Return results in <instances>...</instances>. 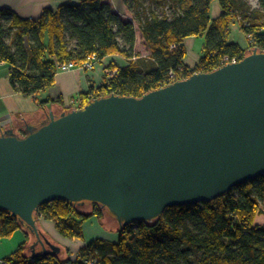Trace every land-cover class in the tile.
Returning a JSON list of instances; mask_svg holds the SVG:
<instances>
[{
	"label": "water",
	"instance_id": "1",
	"mask_svg": "<svg viewBox=\"0 0 264 264\" xmlns=\"http://www.w3.org/2000/svg\"><path fill=\"white\" fill-rule=\"evenodd\" d=\"M23 130V134H20ZM264 175V52L193 74L140 98L110 95L54 105L0 127V210L30 234L26 253L61 256L36 214L61 200L102 223L152 221L209 203Z\"/></svg>",
	"mask_w": 264,
	"mask_h": 264
},
{
	"label": "trees",
	"instance_id": "2",
	"mask_svg": "<svg viewBox=\"0 0 264 264\" xmlns=\"http://www.w3.org/2000/svg\"><path fill=\"white\" fill-rule=\"evenodd\" d=\"M106 1L60 4L55 10L44 9L36 20L0 9V64L10 67L8 80L13 91L36 100L54 85L58 64L81 65L89 55H95L99 63L114 55L126 60L125 66L107 64L117 70L116 76L79 94L78 108H83L112 94L140 98L194 73L212 72L226 59L238 62L254 49L264 52V0H257V7L246 0H216L221 9L216 19L210 18L215 0H159L161 7L174 4L171 15L142 4L154 0H123L132 21L122 20ZM235 19L240 22L246 47L230 42L229 26ZM135 23L147 51L144 56L134 52ZM187 37L204 41L193 68L184 64L182 43ZM60 102L58 98L37 104L43 108ZM262 204L264 175L212 202L169 207L155 220L123 226L115 243L96 239L79 250L75 259L58 255L30 259L26 253L30 234L18 218L1 210L0 239L24 230L26 242L4 259L10 264H85L89 255L97 264H264V226L255 225V218L264 213ZM79 208L56 200L40 206L36 217L53 221L64 237L81 239L82 223L102 217L104 211L97 204L89 213Z\"/></svg>",
	"mask_w": 264,
	"mask_h": 264
},
{
	"label": "crops",
	"instance_id": "3",
	"mask_svg": "<svg viewBox=\"0 0 264 264\" xmlns=\"http://www.w3.org/2000/svg\"><path fill=\"white\" fill-rule=\"evenodd\" d=\"M80 1L82 0H0V9L15 13L21 19L36 20L46 8L55 10L60 4H78ZM106 3H108L111 10L119 15L122 20L132 21V15L127 10L123 0H108ZM220 14L221 9L218 2L215 0L210 5V18L216 19ZM135 38L134 52L139 51L137 48L139 45L142 46L141 48H143L145 52L146 50L143 46L141 34L136 26ZM197 39L201 40L200 54L194 51L195 45H193V41ZM203 43L204 41L201 37H187L184 39L182 43L186 53L184 64L187 67L193 68L198 63ZM110 62L115 63L117 66L127 65L126 60L118 55H114L104 58L92 72H84L79 68L57 72L54 85L45 92L38 94L36 100L25 98L14 92L8 80L10 67L6 64H0V127L12 123L13 117L39 115L41 113V107H39L37 103L46 100L61 98L60 103H49L50 105L56 106L61 111H65V109L70 107L71 110L77 109V107L74 106L79 100V94L87 92L90 87L96 89L102 84V68ZM103 217L104 215L100 218L92 217L82 223L81 239H69L62 236L58 233L55 224L51 220L40 219L37 225L47 239L62 248L63 256L59 257H70V259H75L79 250L96 239H102L109 244L117 241L118 230L110 229L102 223ZM255 225L264 226V214H260L255 218ZM30 240L31 237L29 235L27 245ZM25 242L24 230L15 232L10 238L0 239V264H2L5 257L12 254L16 251L18 246Z\"/></svg>",
	"mask_w": 264,
	"mask_h": 264
},
{
	"label": "rangeland",
	"instance_id": "4",
	"mask_svg": "<svg viewBox=\"0 0 264 264\" xmlns=\"http://www.w3.org/2000/svg\"><path fill=\"white\" fill-rule=\"evenodd\" d=\"M143 6L145 7H150L152 10H156L158 13H161L162 11L167 12L168 14H172L174 12V4L171 2H167V4L164 7H161L159 5V0H154L152 4H148L147 1H142ZM247 3H249L252 7H257V0H246ZM219 5V4H218ZM220 7V6H219ZM240 22L238 19H235L229 26L230 28V42H234L239 44L241 47H246V40L244 35L240 31ZM136 28L138 29L136 23H135ZM193 45H195L194 51L197 54H200V47H201V40L197 39L196 41H193ZM142 46H138V50L136 53L140 55H147V51L144 52V49L141 48ZM146 50V49H145ZM106 66V65H105ZM102 77V83L104 84L105 77L101 75ZM102 85V84H101ZM74 107H79V100L77 101V104ZM71 108V107H70ZM92 206V205H91ZM93 209V206L91 209L84 211L83 213H89ZM262 212H264V204L261 205ZM264 214V213H261ZM63 256V254H61Z\"/></svg>",
	"mask_w": 264,
	"mask_h": 264
},
{
	"label": "built area",
	"instance_id": "5",
	"mask_svg": "<svg viewBox=\"0 0 264 264\" xmlns=\"http://www.w3.org/2000/svg\"><path fill=\"white\" fill-rule=\"evenodd\" d=\"M229 63H234V62H229L226 59L222 66L229 64ZM98 64H99V60L97 59V57L95 55H89L86 57L85 61L81 65H77L74 62H67V63H63V64H58L56 66V72L69 71V70H72L74 68H79V69L83 70L84 72H92ZM222 66H220V67H222ZM116 74H117L116 69H110L107 66H104L102 68V75L105 77L106 81H110L111 79H113L116 76ZM194 74H197V73H194ZM2 264H10V263L2 261ZM85 264H97L96 258L92 255H89L85 261Z\"/></svg>",
	"mask_w": 264,
	"mask_h": 264
}]
</instances>
